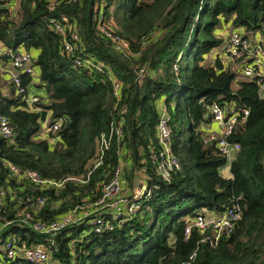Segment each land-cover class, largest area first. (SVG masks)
<instances>
[{
  "label": "trees",
  "instance_id": "obj_1",
  "mask_svg": "<svg viewBox=\"0 0 264 264\" xmlns=\"http://www.w3.org/2000/svg\"><path fill=\"white\" fill-rule=\"evenodd\" d=\"M7 2L0 0V43L12 52L20 46L36 51L38 81L20 73L21 85L24 94L37 86L44 95L33 103L38 109L28 107L11 81L7 96L0 95V114L12 128L11 139L0 135V252L4 239L14 234L21 243L44 242L49 264H264V98L255 78L237 76L236 66L220 59L222 24L255 39L264 31V0H17L14 10ZM54 21L73 24L79 40L71 53L63 43L72 32L56 31ZM100 22L127 47L117 48L100 31ZM75 56L90 57L95 66H77ZM109 72L121 82L119 98ZM161 97L179 160L169 181L142 162L157 147ZM213 101L248 108L246 119L227 137L239 144L229 177L219 172L226 157L215 140L204 141ZM47 118L61 125L39 138ZM120 120L121 138L112 135L101 154L100 136L109 135ZM119 148L126 190L142 165L152 186L151 198L123 224L99 232L86 222L70 224L53 236L18 220L26 210L35 220H52L96 199L120 163ZM8 162L64 181L54 188L17 179ZM37 197L44 203L37 205ZM235 204L241 216L217 242L210 229L192 227L185 234L186 223L202 207L219 212ZM0 264L38 263L17 255Z\"/></svg>",
  "mask_w": 264,
  "mask_h": 264
},
{
  "label": "built area",
  "instance_id": "obj_2",
  "mask_svg": "<svg viewBox=\"0 0 264 264\" xmlns=\"http://www.w3.org/2000/svg\"><path fill=\"white\" fill-rule=\"evenodd\" d=\"M17 0H8L7 5L11 10H14ZM63 25L58 21L53 22V28L56 31L63 32L65 27L72 32L71 40H64L63 49L71 53L77 47L79 36L73 29V24ZM99 29L115 41L116 47L123 49L127 47V41L111 35V31L104 24L99 23ZM256 35L255 39L245 36L240 28L231 27L227 30L226 36L223 38V50L220 53L221 61L227 65L230 61H236L237 76L253 77L258 83V91L262 98H264V31ZM10 55L7 59L0 58V66L3 60H9L8 67H5L8 80L12 82L16 94H21L25 99L27 105L31 109H38L33 105L40 94L37 92L31 93V87L26 94L25 87L21 85L20 73H28L32 76L35 82L38 81V71L34 65V58L36 56L35 50L25 49L23 46L18 47L14 52L10 48L0 43V57L1 55ZM226 54L228 57H226ZM75 65L91 68L95 66V62L90 57L74 58ZM98 69H105L100 64L96 65ZM177 68V63L174 64ZM143 71L141 68L140 72ZM108 78L112 83L113 94L119 98L121 82L116 79L113 74L109 72ZM159 113L156 124V139L157 147L151 149L148 157H144L142 162L146 165L150 164L156 173L165 181L170 180L172 172L179 168V160L173 153L171 148V127L169 124L170 115L168 109L164 104V97H161L156 102ZM207 115L210 117L211 127L204 135V141L215 140L216 147L226 157V164L234 158L236 151L239 149L237 142H230L227 137L232 132L237 123L243 122L248 115V108L237 106L234 103L229 105H222L217 101H213L208 108ZM121 120L118 124H112L110 134H102L100 136V149L103 154L104 149L109 147L110 137L120 139ZM61 125L59 120L53 122L48 121V118L42 122V125L36 134L37 137L43 138L49 133H54ZM214 125V126H213ZM213 128V129H212ZM0 135L3 137H12V128L6 116L0 114ZM51 141V137H48ZM117 156L120 163L114 168L113 175L108 182H106L101 190L100 196L90 201H84L82 204L72 207L63 212L58 217L47 220H35L31 211H23V215H19L18 220L30 225L35 230L48 235H55L60 230L64 229L70 224H79L86 222L90 228L95 231L112 230L116 226L123 224L130 215L135 214L141 210L144 201L152 196V186L148 185V176L146 175L145 165L137 167L133 171L134 182L131 185V191L126 190L121 181L123 156L122 149L117 150ZM7 167L10 174L17 179L29 180L41 187L58 188L62 185L64 180H55L52 178H43L38 171L30 168H21L14 162H8ZM4 195V189H0V199ZM3 198V197H2ZM44 203V198L37 197L36 204ZM241 206L235 204L227 207L222 211L215 212L214 210L202 207L197 211L195 216L186 223L184 232L186 235L190 233L192 227H196L202 232L210 229L213 231V241L217 242L219 237L223 234H228L233 229L236 221L241 216ZM142 212V211H141ZM12 221L9 219L7 222ZM48 240L49 237H46ZM19 239L10 234L4 239L1 244L2 254H0V263L2 259L9 260L21 255L30 263L49 264L51 261L49 251L44 242L35 244L21 243ZM73 244V242H71Z\"/></svg>",
  "mask_w": 264,
  "mask_h": 264
},
{
  "label": "crops",
  "instance_id": "obj_3",
  "mask_svg": "<svg viewBox=\"0 0 264 264\" xmlns=\"http://www.w3.org/2000/svg\"><path fill=\"white\" fill-rule=\"evenodd\" d=\"M222 27H223V29H221V30H223V32L226 30L227 31V29H229V22H225V23H223L222 24ZM231 27V26H230ZM241 29V28H240ZM256 35H261L259 32L256 34ZM220 51V49H216V50H213L212 51V54L211 55H208V58L207 59H212V56H213V54H217L218 52ZM8 63H9V60H3L2 62H1V66H0V75H1V78H2V81H1V83H0V91L3 93V94H5L6 93V91L8 90V77H7V74H6V72H5V67H8ZM36 88V87H35ZM39 91H40V93H42V94H40V95H44V90H42V88H40L39 87ZM38 91V92H39ZM5 92V93H4ZM206 125V128H205V130L207 131V130H209L210 129V127H211V122L210 123H206L205 124ZM214 126V125H213ZM213 129V128H212ZM219 172H220V174H222L223 176H225V177H229V176H231V173H230V170H229V164H225V165H223V166H221L220 168H219Z\"/></svg>",
  "mask_w": 264,
  "mask_h": 264
},
{
  "label": "rangeland",
  "instance_id": "obj_4",
  "mask_svg": "<svg viewBox=\"0 0 264 264\" xmlns=\"http://www.w3.org/2000/svg\"><path fill=\"white\" fill-rule=\"evenodd\" d=\"M232 27V26H231ZM230 27V25H229V29L231 28ZM228 30V29H227ZM241 30V32H243V30L242 29H240ZM221 34H222V36H223V38H224V36H226V34H227V31L225 30L224 32L222 31L221 32ZM226 57H228V55L226 54ZM230 64H231V66H233V67H235L236 66V61H230ZM1 81H2V78H1V75H0V83H1ZM36 87V88H35ZM40 89H39V87H37V86H34L33 88H32V90H31V93H34V92H37V93H39V94H42V93H40V91H39ZM43 90V89H42ZM39 91V92H38ZM44 99V98H43ZM90 227V226H89ZM114 229V228H113ZM172 234L170 235V237H169V243L172 241ZM0 254H2V253H0ZM3 260V259H2Z\"/></svg>",
  "mask_w": 264,
  "mask_h": 264
},
{
  "label": "water",
  "instance_id": "obj_5",
  "mask_svg": "<svg viewBox=\"0 0 264 264\" xmlns=\"http://www.w3.org/2000/svg\"><path fill=\"white\" fill-rule=\"evenodd\" d=\"M9 56L10 55H1V57L0 58H2V59H7V58H9ZM1 96H7L6 94H0Z\"/></svg>",
  "mask_w": 264,
  "mask_h": 264
}]
</instances>
